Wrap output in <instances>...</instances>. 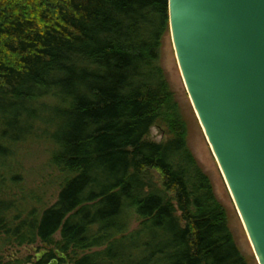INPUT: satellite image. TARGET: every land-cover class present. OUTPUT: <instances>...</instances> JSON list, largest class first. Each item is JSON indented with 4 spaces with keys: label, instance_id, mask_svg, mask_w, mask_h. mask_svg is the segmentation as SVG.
I'll return each mask as SVG.
<instances>
[{
    "label": "trees",
    "instance_id": "1",
    "mask_svg": "<svg viewBox=\"0 0 264 264\" xmlns=\"http://www.w3.org/2000/svg\"><path fill=\"white\" fill-rule=\"evenodd\" d=\"M168 32V0H0V264L37 242L71 264H248L160 65ZM31 142L64 180L22 215L1 167Z\"/></svg>",
    "mask_w": 264,
    "mask_h": 264
},
{
    "label": "water",
    "instance_id": "2",
    "mask_svg": "<svg viewBox=\"0 0 264 264\" xmlns=\"http://www.w3.org/2000/svg\"><path fill=\"white\" fill-rule=\"evenodd\" d=\"M168 5L187 94L255 258L264 264V0Z\"/></svg>",
    "mask_w": 264,
    "mask_h": 264
},
{
    "label": "rangeland",
    "instance_id": "3",
    "mask_svg": "<svg viewBox=\"0 0 264 264\" xmlns=\"http://www.w3.org/2000/svg\"><path fill=\"white\" fill-rule=\"evenodd\" d=\"M160 65L174 95L178 113L183 119L189 149L210 179L215 196L226 212L228 226L241 254L248 264H258L238 211L187 94L170 32L163 36ZM170 137L171 134L165 126L157 125L151 130L149 140L163 143ZM15 147L14 156L4 163V167H1L10 177L21 178L20 183L13 186L16 189V197L12 201L16 206L18 205L16 210L22 212V215L31 210L43 212L58 201L64 180L63 175L52 163V147L47 143L37 142L19 144ZM60 239V234H56L54 240ZM22 250L7 249L3 255L4 262H11Z\"/></svg>",
    "mask_w": 264,
    "mask_h": 264
},
{
    "label": "flooded vegetation",
    "instance_id": "4",
    "mask_svg": "<svg viewBox=\"0 0 264 264\" xmlns=\"http://www.w3.org/2000/svg\"><path fill=\"white\" fill-rule=\"evenodd\" d=\"M19 256L11 262L20 264H71L70 255L55 245L37 242L21 248ZM64 256V257H63Z\"/></svg>",
    "mask_w": 264,
    "mask_h": 264
},
{
    "label": "bare ground",
    "instance_id": "5",
    "mask_svg": "<svg viewBox=\"0 0 264 264\" xmlns=\"http://www.w3.org/2000/svg\"><path fill=\"white\" fill-rule=\"evenodd\" d=\"M216 161V160H215ZM220 171V170H219ZM244 228V227H243ZM245 230V229H244ZM247 235V234H246ZM248 238V237H247ZM250 243V242H249ZM251 245V244H250Z\"/></svg>",
    "mask_w": 264,
    "mask_h": 264
}]
</instances>
